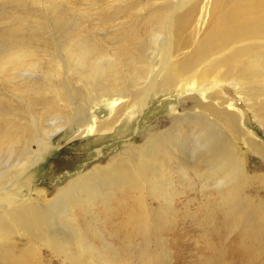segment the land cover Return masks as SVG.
I'll return each instance as SVG.
<instances>
[{
    "label": "bare ground",
    "instance_id": "bare-ground-1",
    "mask_svg": "<svg viewBox=\"0 0 264 264\" xmlns=\"http://www.w3.org/2000/svg\"><path fill=\"white\" fill-rule=\"evenodd\" d=\"M106 1L91 0L105 21L136 3ZM62 2L12 3L47 4L46 14L33 9L22 20L36 35L57 31L58 61H29L13 27L2 35L0 86L20 95L23 110L0 92V264H264V170L256 164L264 142L231 97L243 99L264 136V0H147L155 7L105 40L75 38ZM170 94L186 101L177 117L169 113L168 128L108 158L94 147L100 164L49 199L32 189L54 136L139 130L150 104ZM185 217L204 222L207 241L186 237L176 225ZM231 231L236 240L226 241Z\"/></svg>",
    "mask_w": 264,
    "mask_h": 264
},
{
    "label": "rangeland",
    "instance_id": "rangeland-1",
    "mask_svg": "<svg viewBox=\"0 0 264 264\" xmlns=\"http://www.w3.org/2000/svg\"><path fill=\"white\" fill-rule=\"evenodd\" d=\"M17 1L18 0H16L15 2H11V0H0V40H2L0 41V48L5 47L2 35L5 32L6 28L13 27L19 38L18 45L21 48L20 51L25 52L30 57H32L29 61L36 60L35 62H40L42 66L47 64V59L49 57L51 58V60L58 61L59 57L57 56V51L61 55V57H63V53L61 48L62 46H60L61 43L58 44L59 41L57 39V31L52 30L51 36L48 33V28L43 31L44 33L41 31V33H39L40 35H36V33H34L33 31H27V22L23 21L22 17H25V15L27 16V12L33 11L34 8L32 6L28 7V9H25L24 7L12 4L16 3ZM62 1L64 2L62 3L70 9V11H67L65 16L67 19H69L68 22L71 24L69 25L70 30H74V25H76L77 27L74 31L76 35L75 38H80L83 34H88L95 39L101 40H105L106 38L114 35L119 30H129V28L133 25L134 21L137 18H142L143 16H145L146 13L156 5V3H150L146 6L145 4L147 0H136L135 5L129 11L122 12L118 15H111V19L105 21L103 17L107 14L99 11L100 8H97L99 6H96V4L94 3L92 4L91 0ZM160 1L161 0H157V3ZM116 2L117 0H107L105 4L112 5ZM119 6H121L123 10L126 9V6L123 4ZM34 10H38L40 13L46 14L48 11L47 4H40V7L36 6ZM88 26L89 29H87ZM83 27L86 30L81 32ZM52 34L55 37V42L57 43L56 45L53 44L54 41H52ZM34 35H36L37 37ZM5 44L8 43L5 42ZM54 49L57 50H55L56 54L54 53ZM119 61L120 60L117 59V62L122 65L123 63ZM0 92L2 94L5 93L3 94V96L5 95L6 98L8 97L7 99L10 101V103L12 102V107H16L20 114V111L23 110V104L20 101L21 98L18 99L20 95L8 88H6V91H4L1 86ZM13 94H15L17 98H15ZM199 95L201 94L199 93ZM184 96L186 97V94H170L162 95L158 99H155L152 104H150L149 111L147 113L145 112L146 115L140 119L139 130H135L134 125L130 124L127 127H121L115 132V134H112L109 137L107 136V138H104L103 136L101 140L98 136H95L92 138H80L77 139V141H69V138L67 136L64 137L63 133L54 136L51 139V144L53 146L52 151L47 156H45V160H47L46 163L42 164V167L36 170V176H34V180L31 182L32 189L34 188L35 190L46 192V198L49 199L55 194L59 187L64 186L70 179L75 178L77 174H79L78 172L82 173L83 170V172H85L94 167V165L100 164L98 158H96L95 156V152L93 151L94 147L98 148L99 146H102V156H106V158H108L119 152L124 144L131 142H133V144H140L144 142V140L150 133L156 131L159 133L163 129L168 128L174 122L176 117L182 113V102L186 101ZM231 97L234 99L233 103L237 107L238 111H242L245 115V118H243L245 127L257 135L259 142H264L262 126L257 124V121L252 117L253 114L246 107L243 99H241L237 94L235 95V92L232 93ZM169 113L175 115L176 117H173L172 120L169 119ZM86 139L92 140L88 142ZM256 161H258L256 162V164L257 168H260L259 171L264 170V160L257 157ZM196 204L200 206L202 203ZM192 211H194V209H192ZM185 218L186 219L176 221V225H178L181 231L187 233L186 237L197 235L199 237V244L202 240L207 241V239H200L201 235L207 237V235L203 233L202 230H199L206 228L204 222L198 219L192 220L187 217ZM187 226H189L190 229H187ZM236 237L237 231H231V234L226 236V241L236 240ZM183 240L184 241L182 247H186L189 243L187 239ZM159 241L161 243H164V239H160ZM151 246L152 245H150L149 247ZM175 246L179 247L178 245H174V247ZM194 246L195 245H192V247ZM40 248L43 249H40V251H43V253H45L46 258L50 257L53 259L52 255H50V252H47L49 251L48 249L42 247ZM228 248H230L229 244H227V249ZM191 262L192 260L190 259L189 263Z\"/></svg>",
    "mask_w": 264,
    "mask_h": 264
}]
</instances>
